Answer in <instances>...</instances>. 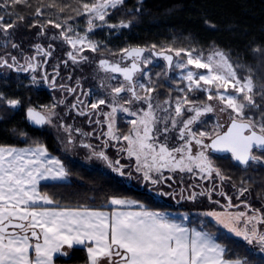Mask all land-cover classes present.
Wrapping results in <instances>:
<instances>
[{"label":"snow or ice","instance_id":"6c2138e0","mask_svg":"<svg viewBox=\"0 0 264 264\" xmlns=\"http://www.w3.org/2000/svg\"><path fill=\"white\" fill-rule=\"evenodd\" d=\"M124 0H92L82 2L77 15L87 16V32L84 35L75 33L71 25L47 21L39 26L43 35L44 28L52 25L62 29L60 36L71 46L73 51L67 53L68 58L75 64L86 61V56L80 55L85 50L96 52L97 43L88 38L98 25H106L112 29L128 28L130 22L120 21L119 24H109L106 17L110 9H117ZM24 4L31 7L29 0H11V5ZM9 6L8 0L0 2V9ZM55 2L48 7H56ZM66 6L60 7L63 12ZM82 9V10H81ZM139 11V9H137ZM34 15H43L42 6L35 9ZM23 20L22 16L17 17ZM16 27L15 22L0 15V33L9 37V30ZM75 33L69 35V33ZM55 39V37H53ZM11 47L20 46L11 42ZM37 54L46 58L52 55L49 45L45 50L40 44L34 45ZM151 48L133 47L121 50V59L131 61L130 66H121L106 59L99 61V68L104 72L119 73L126 84L111 88V100L96 99L88 104L76 98L72 104L84 105L99 111L101 106H107L110 112L103 113L107 132L102 133L107 139L103 141V148L97 150L91 144L81 143V147L91 150V155L105 161L108 167L121 176H132V172L125 173L126 165L120 159L111 160L103 149L109 146V141L126 142L118 151L126 152L129 158H134V171L142 175L145 182L153 185H163L173 179L165 176L170 173H194L201 179L218 177L225 179L221 170L215 166L210 155L212 152L230 153L231 158L242 165L250 162L260 163L261 158L254 154V150L264 152V84L254 82L252 76L241 78L227 50L216 46L210 55L205 56L196 47H168L155 51ZM255 52H264L260 48ZM161 57L166 61L167 69H180V80L186 82L179 91L183 96L174 102L165 99L162 103L153 99L156 92L151 75L146 71L152 63L149 57ZM175 57V59H174ZM8 58L0 56V68L7 67L16 71L35 72L38 65L33 63L35 56L25 57V63L19 64L15 56ZM45 62H47L45 60ZM66 63V62H65ZM56 75L59 72L56 71ZM140 77L146 78L148 83L140 82ZM71 78V77H69ZM45 81L48 76L43 77ZM32 80L35 82L36 77ZM79 86V81H77ZM51 86L55 87L53 78ZM69 93H75L76 88L61 85ZM139 88L140 92L137 91ZM231 90V91H230ZM203 92L207 101L216 100L221 107L220 112H227V127L219 123L215 126L219 131L194 130V126L202 122V117L216 111L211 103H195L189 93ZM131 95V99L122 96ZM88 95V93H85ZM259 96V101L257 97ZM0 101L11 108H16L18 99H7L0 93ZM123 101V103H121ZM143 102L146 108L139 113L130 111L125 104ZM59 103L63 104L61 100ZM55 105L51 108L43 106V111L29 107L26 118L35 125L50 124L51 117L56 113ZM123 111L136 117L129 123L132 128L129 134H117L115 114ZM186 113H191L187 118ZM78 115H89L86 110H78ZM100 124L99 119L96 120ZM71 132L70 126L65 127ZM15 131V130H14ZM77 132L80 130L77 129ZM173 133H177L173 137ZM21 137H27L26 132H19ZM84 135H90L85 133ZM178 139L183 143L179 146L170 145V141ZM210 141L206 143L205 141ZM68 143L73 139L69 135ZM67 173L59 159L49 158L47 148L37 145L34 148L18 149L11 146H0V264H53L54 256L60 254L63 247L73 248L77 245L87 247L90 264H249L244 257L226 258L227 249L212 238L210 234L190 230L182 224L167 218L164 214L154 211H123L135 201L110 197L108 203L113 207L111 211H104L83 207H64L47 193L39 191L42 180H63ZM171 187V184H167ZM247 188L240 190L243 195ZM160 194H166L161 192ZM204 192L199 195H204ZM181 199H184L182 193ZM220 195H224L223 192ZM197 193L192 192L187 199L194 200ZM50 205H55L49 207ZM227 207H236L229 204ZM247 207V205H245ZM252 212H208L206 215L214 217L229 232L242 237L249 245H257L264 252V212L260 209H250ZM262 226V227H258Z\"/></svg>","mask_w":264,"mask_h":264},{"label":"trees","instance_id":"16d2710c","mask_svg":"<svg viewBox=\"0 0 264 264\" xmlns=\"http://www.w3.org/2000/svg\"><path fill=\"white\" fill-rule=\"evenodd\" d=\"M2 2V0H0ZM31 7L24 4L11 5L0 9V15L8 10L14 20L22 16L21 25L11 31L14 40H36L43 35L39 26L47 20H70L77 17L76 9L82 2L92 0H29ZM55 2L56 7H48ZM42 6L43 15H34L35 9ZM66 6L63 12L60 7ZM139 9V11H137ZM82 10V9H81ZM5 16V15H4ZM6 15L5 17H7ZM117 21H128L131 30L125 31L108 41L105 46L142 45L151 47L169 46L196 47L210 49L219 46L229 52L234 65L243 75H251L257 84H264V0H126L114 13ZM116 40V42H114ZM156 50V49H155ZM4 69V67L2 68ZM6 69V68H5ZM0 75V93L7 98H13L14 73ZM3 86L11 87L2 92ZM166 87V86H165ZM29 95V94H28ZM259 96L257 100L259 101ZM13 110L7 105L1 106L0 101V146H37L44 141L23 140L16 136L17 129L13 122L23 123L20 118L13 116ZM2 119V120H1ZM15 130V131H14ZM258 155L264 159V152ZM70 181L43 182L39 185L41 193H47L64 207H83L93 209H111L110 197L134 200L149 211L155 212H189L187 204L181 206L172 196L165 197L157 194L148 186L142 187L140 182L124 180L109 171L100 168H90L75 163L67 157H61ZM214 164L223 173V185L227 189L247 188L246 196L251 205L259 196L264 202V164L250 163L246 167L234 162L229 157H215ZM176 177H178L176 175ZM215 177V176H214ZM216 180L221 181L218 177ZM240 194V193H239ZM190 224L210 232L226 249V258L244 257L249 264H264V252L252 248L247 242L234 237L209 218L204 222L201 217L191 215ZM61 262L85 264L89 262L87 248L73 247L68 259ZM64 262V263H65Z\"/></svg>","mask_w":264,"mask_h":264},{"label":"flooded vegetation","instance_id":"af4514ba","mask_svg":"<svg viewBox=\"0 0 264 264\" xmlns=\"http://www.w3.org/2000/svg\"><path fill=\"white\" fill-rule=\"evenodd\" d=\"M53 37H55V39H53ZM99 41L101 40H98V42ZM11 42L17 43L20 47L18 49L12 48ZM114 42H116V40H114ZM36 44H40L45 50H49L48 46L51 45L52 55L46 58L43 55L37 54L34 47ZM121 45L109 46V49H111L109 52L106 49H100L99 46L96 52L85 50L80 55L86 56L88 59L74 64L67 56V53L73 51V49L63 40L60 33L47 30L44 36L36 40H0V56L8 58L10 63V56H15L21 65L25 63V57L35 56L33 63L38 65L35 72L16 71L15 69H9L7 67H4V69L0 68V75L7 76L4 74L14 73L16 76L13 80L14 83L11 84L14 90V97L7 98L4 95L7 99H18L20 101V104L16 108H12L13 116H17L21 121H24L20 124L16 122V120L13 122L18 133L16 136L23 140L44 141L45 143L43 146L47 148L48 153L54 156L60 158L76 156L80 160L86 158L87 163L89 162V166H97L93 168H100L106 171H108L107 169L111 170L105 161L93 157L90 149L80 146L81 143H87L91 144L98 151L103 148V141L107 139L106 136L102 135V133L107 132V125L104 122L103 113L110 112L111 109L107 106H101L99 111H94L90 108L85 109L84 105L80 104H77V108L73 109L71 105L76 103L77 97L84 101L85 104L99 98L110 101L112 95L111 88L119 86L122 83H127L124 81L121 74L104 72L99 68V61L101 59H106L112 63H120L122 67L130 66V60L126 58L121 59V50L118 52L114 50L115 47H123ZM133 47L147 48V46L142 45H129L125 48ZM145 56L152 60V63L147 66L146 71L150 73L151 79L157 89L156 92L152 94L153 99L154 101L158 100L161 102L164 91L170 90L169 87H165L166 75L164 64H166V61H164L163 58L151 56L149 52H145ZM45 60L47 62H45ZM56 71L59 72V75H56ZM169 71L170 70H168V72ZM45 75L48 76L47 81L43 79ZM33 76L36 77L35 82L32 80ZM100 76H105L107 79ZM167 76L170 77L169 73H167ZM53 78L55 79V87L51 86ZM77 81H79V86L77 85ZM140 82L148 83L147 79L143 77H140ZM61 85L76 88L77 91L75 93H69L65 88H62ZM10 88L11 87L3 86L2 92ZM137 91L140 92L139 88H137ZM85 93H88V95H85ZM140 94L143 95L142 92H140ZM122 96L131 99V95L128 93H123ZM61 100L64 101L63 104L59 103ZM121 103H123V101H121ZM4 105L7 104L1 101V106ZM53 105H55L54 111L56 114L51 117L52 122L50 124L42 126L35 125L30 123L26 118V112L29 107L36 108L38 111H43V106L51 108ZM124 106L128 107L130 111H136L138 113L140 109L146 108V104L143 102H134L131 105L125 104ZM78 110H86L89 112V115H78ZM135 118L136 117L126 112L117 111L115 114L117 134L120 136L129 134L132 128L129 122ZM97 119L101 121L100 124L96 123ZM221 125L224 128L227 127L226 122H223ZM66 126H70V133L65 130ZM77 129L80 131L77 132ZM21 131L26 132L27 137H21L19 135ZM85 133H89L90 135H84ZM69 135H71L73 139L72 144L68 143ZM125 144L126 142L123 140L119 142L109 141V146L103 150L111 160L120 159L121 164L127 166L124 171L132 172V176H128L130 182H140L142 187L148 186L161 196H172L176 203L181 206L187 204L190 208V214L196 218L198 216L207 217L205 214L210 211L234 210L250 213V209H260L261 212H264V202L259 196L256 197L254 205H251L249 200H247L246 192H244L243 195L239 194L240 192L238 189L230 192L227 186L223 185V181L216 180L214 176L212 179H201L194 173L186 175L178 172L179 174H164L165 176H172L173 179L167 181L166 184L163 185H153L145 182L142 179V175L134 171V158H129L126 152L118 151V149L124 147ZM258 151L259 150H254V154ZM210 155L213 159H215V157H231V155L222 156L213 152L210 153ZM258 157L260 156L258 155ZM260 158V164H263L264 159H262V157ZM176 175L178 177H176ZM167 184H171L172 186L168 187ZM161 192L166 194L162 195L160 194ZM192 192L197 193L196 198L194 200L187 199ZM201 192L205 194L199 195ZM221 192H223L224 195H220ZM181 193L183 197H185L184 199H181ZM229 199L231 200V204L236 207H227ZM245 205H247V207H245ZM258 227L262 226L258 225Z\"/></svg>","mask_w":264,"mask_h":264},{"label":"rangeland","instance_id":"374dc122","mask_svg":"<svg viewBox=\"0 0 264 264\" xmlns=\"http://www.w3.org/2000/svg\"><path fill=\"white\" fill-rule=\"evenodd\" d=\"M126 2V0H124V3ZM123 3V4H124ZM122 4V5H123ZM120 5V6H122ZM119 6V7H120ZM110 15L108 17H106L107 19V22L109 24H119V22L121 21H117L116 17H114V13L116 11V9H110ZM4 14L3 16L5 15H8L7 17H5L6 20H9L11 22H15L16 23V27L13 28V29H10L9 30V36H10V40H14V38L12 37V34L11 31H14V30H17L21 23L20 21L18 20H14L11 15H13L12 13H10L8 10H4L3 11ZM52 20V19H50ZM49 21V20H47ZM57 23H61V24H64L65 21L67 22V25H71L74 29H75V33H78L80 35H84L86 32H87V16L86 15H78L77 17L73 18V19H70V20H53ZM125 22H128V21H125ZM96 24L98 25L97 27L94 28V30L90 33H87L88 35V38L90 40H92L93 42L97 43V45L100 47V49L102 48L103 50H107L108 52L111 50L109 49L108 46H105L104 45V41H108L116 36H120L122 35L123 33H125V31H129L131 30V23H130V26L128 28H119V29H112V28H109L107 27L106 25H103V26H100L101 25V22L100 21H96ZM48 31H52V32H55V33H61L62 29H57L55 27H53L52 25H47L46 28H44V32L46 33ZM75 33H69V35H74ZM0 40H9V37H6L3 33H0ZM98 40H101L98 42ZM169 46H164L163 48L166 49L168 48ZM124 47H115V51H120L122 50ZM147 48H151V47H147ZM184 48H188V47H184ZM214 47L210 48V49H200V48H197L198 50H202L203 51V54L205 56L207 55H210L212 50H213ZM162 49V47H156V51H160ZM98 51V50H97ZM103 52V51H102ZM175 59V57H174ZM232 61V60H231ZM233 63V62H232ZM234 64V63H233ZM164 71H165V75H166V78H165V86L169 87L170 90H165L164 93H163V98H161V103L165 100V99H171L173 101V107H174V102H175V99L177 97H181L184 95V93L180 92L179 89L180 88H184L185 85H186V82H182L180 80V75H181V70L180 69H172L168 72L167 70V66L166 64H164ZM237 72L239 74V76L241 78L245 77V76H251V75H243L241 74V72L237 69ZM167 73H169V76H167ZM102 78H105L107 79V77L105 76H100ZM255 82V81H254ZM231 91V90H230ZM189 96L190 98L195 102V103H201V102H206V103H211L215 106L216 108V111L213 112V113H209L207 115H205L204 117H202V122L199 123L198 125L194 126V130H206V131H209V132H212L214 129L219 131L221 129H216L215 126L219 123L220 125L223 123V122H226L228 121V114L227 112H220L219 111V108L221 107V105L216 101V100H213V101H207L206 100V94L203 93V92H197V93H189ZM189 115H191V113H186L185 114V117L184 118H187ZM173 137H175L177 135V133H173L172 134ZM206 143H208L209 141L206 140L205 141ZM183 142L182 141H179L178 139H173L170 141V145L172 146H179L180 144H182ZM11 147H16L18 149H23V148H34V146H27V147H18V146H11ZM49 155V158H56V159H59L61 161V163L63 164L64 166V163L62 161V159L60 157H57V156H54L52 155L51 153H48ZM255 155L258 156V152L255 153ZM212 157V156H211ZM264 157V156H263ZM68 159H70L71 161L77 163V162H80V164H83L85 166H88L90 168H93V167H97L96 165L93 167L89 166V162L87 163L86 161V158L85 159H82L80 160L78 157L76 156H69L67 157ZM213 159V157H212ZM77 161V162H76ZM215 160L213 159V162ZM263 164H264V160H263ZM103 168V167H102ZM64 169L65 166H64ZM110 173L118 176V177H121L122 179L124 180H128V175H124V176H121L119 175L118 173L112 171V170H109L107 169ZM66 171V170H65ZM127 173V172H125ZM167 173H170L168 171H165L164 174H167ZM177 174H179L178 172H176ZM170 174H175V173H170ZM184 174H190V173H187V172H184ZM67 181H70V177L67 175V177L63 180H52V179H48V180H42L40 182L43 183V182H67ZM39 184V185H40ZM39 187V186H38ZM124 199V198H123ZM128 200V199H126ZM129 201H134V200H129ZM136 202V201H135ZM52 206H55V205H50L49 207H52ZM140 206H143L141 205L140 203H134L130 206H126L124 208H122L121 210L123 211H140L141 210V207ZM110 207H112L110 210L107 209V211H111L113 209V207L115 206H112L110 205ZM143 209L144 210H147L144 206H143ZM231 212H239V211H234V210H229ZM210 212H213V211H210ZM215 212H225V211H215ZM159 213H162V212H159ZM208 213V212H207ZM164 214L167 218L171 219L170 217L173 216V217H182V218H187V219H190V216L191 214L189 212H185V213H171V212H165V213H162ZM252 213L250 212L249 215H251ZM206 215V214H205ZM211 221H213L215 224H217L218 226L222 227L226 232H228L229 234L233 235L234 237L238 238V239H241L244 241V239L242 237H237L235 236L233 233L229 232L227 229H225L221 224H219L214 217H211V216H208L206 215ZM207 217H204L202 216L201 219L202 221L204 222L206 219H208ZM192 218V217H191ZM176 221V220H175ZM178 223V222H177ZM182 226L190 229V230H196V231H201V232H204V233H207V234H210L212 236V238L214 240H216L215 236H213L210 232L206 231V230H201L200 228H197V227H192L191 225H188V224H184L182 221L181 223ZM217 241V240H216ZM218 242V241H217ZM246 242V241H245ZM219 243V242H218ZM252 248H258L257 245H250ZM74 247H85L87 248L86 246L84 245H77V246H74ZM71 256V252L69 251L67 245H65L61 251L60 254H57L54 256V261H53V264H72V263H67V262H61L59 261V259H68L69 257ZM85 264H90V261L88 263H85Z\"/></svg>","mask_w":264,"mask_h":264},{"label":"crops","instance_id":"0c3cea01","mask_svg":"<svg viewBox=\"0 0 264 264\" xmlns=\"http://www.w3.org/2000/svg\"><path fill=\"white\" fill-rule=\"evenodd\" d=\"M99 210H102V209H99ZM108 210H110V209H108ZM104 211H107V209H104ZM149 211V210H148ZM155 212V211H154ZM162 213H165V212H162ZM171 213H177V212H171ZM178 213H185V212H178ZM171 218V220H176L175 222H178V223H181V221L184 223V224H188V225H191L190 224V220H191V216H190V219H187V218H182V217H173V216H171L170 217ZM192 227H197L196 225H191ZM197 228H199V227H197ZM201 230H204L203 228H200ZM222 245V244H221ZM69 249V251L71 252L72 251V248H68Z\"/></svg>","mask_w":264,"mask_h":264},{"label":"water","instance_id":"95a60500","mask_svg":"<svg viewBox=\"0 0 264 264\" xmlns=\"http://www.w3.org/2000/svg\"><path fill=\"white\" fill-rule=\"evenodd\" d=\"M156 51V50H155ZM158 52V51H157ZM159 58H161V57H159ZM29 121V120H28ZM31 123V122H30ZM213 153H215V154H217V155H231L230 153H225V152H213ZM235 161V160H234ZM235 162H237V163H239L238 161H235ZM240 164V163H239ZM242 165V164H241ZM244 167H246L247 165H243Z\"/></svg>","mask_w":264,"mask_h":264}]
</instances>
